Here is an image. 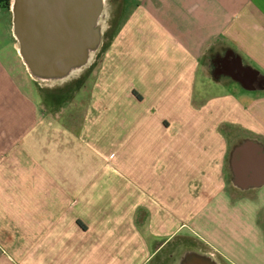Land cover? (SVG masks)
<instances>
[{
  "label": "crops",
  "instance_id": "obj_1",
  "mask_svg": "<svg viewBox=\"0 0 264 264\" xmlns=\"http://www.w3.org/2000/svg\"><path fill=\"white\" fill-rule=\"evenodd\" d=\"M12 21L1 8L0 264H149L179 237L264 264V0H135L95 78L61 88L29 74Z\"/></svg>",
  "mask_w": 264,
  "mask_h": 264
},
{
  "label": "water",
  "instance_id": "obj_2",
  "mask_svg": "<svg viewBox=\"0 0 264 264\" xmlns=\"http://www.w3.org/2000/svg\"><path fill=\"white\" fill-rule=\"evenodd\" d=\"M104 0H11L13 31L29 74L61 80L88 64L102 39ZM177 264H218L206 253L187 249Z\"/></svg>",
  "mask_w": 264,
  "mask_h": 264
},
{
  "label": "rangeland",
  "instance_id": "obj_3",
  "mask_svg": "<svg viewBox=\"0 0 264 264\" xmlns=\"http://www.w3.org/2000/svg\"><path fill=\"white\" fill-rule=\"evenodd\" d=\"M121 0H104V8H102V14L99 18V26L101 28V34H102V39L100 40V45L98 47V49L94 52V54H92L88 64H85L81 69H78L76 71H74L73 73H70L66 78H63L61 80H51V81H45V82H41L42 84V88L43 89H48L50 87H59L61 88L62 85L65 83L64 80L71 78V79H75L78 77H86V78H95L96 75V69H94L92 72H89L87 70L88 65L90 63H93L94 61H96L97 63L101 62V57L99 58L97 55L101 52V48H105L109 43H110V38L115 36L118 32V30H120L121 26L119 25V19L120 22H124V20L129 17L130 13L132 12L133 8L135 7V0H130L128 3L130 5V7L126 8V10H124L123 13H121L120 15V2ZM120 17V18H119ZM98 68V67H97ZM130 110L129 113L133 116L135 115V111H134V106H130ZM118 109L117 105L113 106V109ZM138 110L141 109H145L146 106L145 104H140L137 106ZM129 107L125 106L123 104H120L119 110L121 112L127 113L126 110H128ZM136 109V107H135ZM118 111H114L112 112L110 115H108L107 117H105V120L110 121V117H112L114 114H117ZM164 126L168 129L169 132H175L176 129V124L175 123H170L169 120H165L164 122ZM226 130L231 133L234 132L233 129L230 131L229 129L226 128ZM237 130V129H234ZM243 133V131H242ZM245 133V132H244ZM170 134V133H169ZM137 139L135 140V145H137ZM168 142L171 143V145H174L175 141L173 139H169L168 137ZM162 145V138H160L159 135L157 136H152L150 138V148L151 150H156ZM232 145L230 144L228 147V150L231 151V147ZM159 154V151H155L153 152V155H157ZM126 157V156H125ZM163 159V158H162ZM160 159L159 162L160 163H164L163 160ZM174 157L172 156V154H169L166 156V164H170L173 162ZM187 179V178H186ZM188 180L185 182L187 183ZM193 183L196 184L195 188H193ZM199 181L196 182H190V185L188 186L189 189H187L188 192L194 194L193 192H195L196 195H199V193L202 194L205 192V190H199ZM188 227L183 228V231H187L189 234H191V236L194 237V239L198 242L202 241L201 238V229H202V225L199 221H189L188 222ZM184 232V233H185ZM189 243H187L186 239H180L179 238H174L172 239L169 243H167L163 249L160 251V253L158 252L155 257L154 254L152 255V257L149 259L151 261V259H153V261H151V263L149 264H177L178 260L181 258L183 251L186 249V247L188 245H191L192 248H194L195 251L198 250V252H202V253H206V251H204V249L198 247L197 243H192L191 240L188 241ZM195 244V245H194ZM207 254V253H206ZM258 260V258L256 259Z\"/></svg>",
  "mask_w": 264,
  "mask_h": 264
},
{
  "label": "trees",
  "instance_id": "obj_4",
  "mask_svg": "<svg viewBox=\"0 0 264 264\" xmlns=\"http://www.w3.org/2000/svg\"><path fill=\"white\" fill-rule=\"evenodd\" d=\"M10 5H11V0H0V9L1 8L9 9Z\"/></svg>",
  "mask_w": 264,
  "mask_h": 264
},
{
  "label": "flooded vegetation",
  "instance_id": "obj_5",
  "mask_svg": "<svg viewBox=\"0 0 264 264\" xmlns=\"http://www.w3.org/2000/svg\"><path fill=\"white\" fill-rule=\"evenodd\" d=\"M187 249L194 250V248H192L191 245H188V246L186 247V250H187ZM197 251H198V250H197Z\"/></svg>",
  "mask_w": 264,
  "mask_h": 264
}]
</instances>
